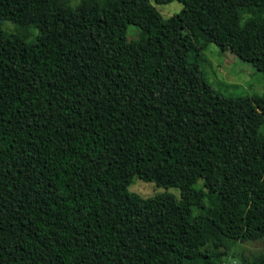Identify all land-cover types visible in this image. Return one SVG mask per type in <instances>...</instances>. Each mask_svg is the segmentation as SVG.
Segmentation results:
<instances>
[{"label":"trees","instance_id":"trees-1","mask_svg":"<svg viewBox=\"0 0 264 264\" xmlns=\"http://www.w3.org/2000/svg\"><path fill=\"white\" fill-rule=\"evenodd\" d=\"M174 1L0 0V264H217L208 242L264 237V93L199 65L220 36L264 74V0Z\"/></svg>","mask_w":264,"mask_h":264},{"label":"rangeland","instance_id":"rangeland-1","mask_svg":"<svg viewBox=\"0 0 264 264\" xmlns=\"http://www.w3.org/2000/svg\"><path fill=\"white\" fill-rule=\"evenodd\" d=\"M151 5L161 14L168 17L181 9V4L177 1L159 3L156 0H149ZM2 27L7 31H21L9 21H4ZM195 26L188 22L186 30L193 31ZM27 40H31L36 34L32 28L24 30ZM125 37L127 40L144 39L145 33L132 24L126 25ZM199 65L204 71L206 81L218 94L225 97L236 96H256L264 93V74L258 68L253 58L249 57L243 50L236 48L223 37L215 36L202 50L199 58ZM264 124L261 127L263 130ZM201 187V180L196 183ZM128 190L137 193L141 197L152 196L156 193L169 191L178 197V190L174 187L163 188L154 185L151 181H143L136 176H132ZM217 196L208 193L203 207L192 208V215L196 213L205 214L208 208L215 203ZM209 241L220 235L207 224ZM223 245L215 248L208 242L204 249L213 254V259L217 264H242L243 261L250 260L255 254L264 250V237L248 242H238L221 237ZM218 252L221 254L215 256Z\"/></svg>","mask_w":264,"mask_h":264}]
</instances>
